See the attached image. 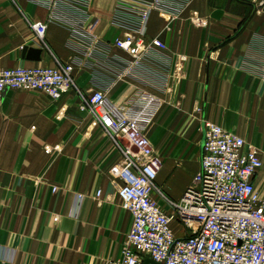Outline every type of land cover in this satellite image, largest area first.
Returning a JSON list of instances; mask_svg holds the SVG:
<instances>
[{"label":"crops","instance_id":"0c3cea01","mask_svg":"<svg viewBox=\"0 0 264 264\" xmlns=\"http://www.w3.org/2000/svg\"><path fill=\"white\" fill-rule=\"evenodd\" d=\"M111 4L90 5V29L103 40L122 33L109 22ZM150 19L147 37L167 45L156 57L172 65L186 56L170 92L141 73L115 78L85 59L74 65V86L56 100L35 90L3 92L0 264H107L121 258L132 216L120 206L117 170L121 148L130 143L92 124L81 96L91 87L119 105L141 90L159 103L145 134L161 159L152 196L166 211L163 196L179 200L200 168L205 120L258 149L262 166L252 181L264 199V79L257 74L264 61V0H190L171 21L158 11ZM31 21L46 22L44 45ZM75 45L69 28L50 20L46 7L0 0V68L73 62ZM25 47L40 49L38 59L26 57ZM111 54L125 57L117 48ZM172 227L176 236L185 234L176 222Z\"/></svg>","mask_w":264,"mask_h":264},{"label":"built area","instance_id":"2783aa9c","mask_svg":"<svg viewBox=\"0 0 264 264\" xmlns=\"http://www.w3.org/2000/svg\"><path fill=\"white\" fill-rule=\"evenodd\" d=\"M31 1L46 7L50 20L69 28L76 59L52 67L0 68V98L6 89H13L41 91L56 100L74 86V65L84 59L115 78L141 73L167 92L182 73L186 56H177L172 65L157 58V54L165 55L167 45L159 37H147V22L152 11L168 21L177 18L190 0H112L109 22L122 32L113 40H103L90 29L92 0ZM29 25L44 45L46 22L31 21ZM113 48L125 57L111 54ZM257 68L264 79V61ZM81 96L93 125L113 140L124 137L130 143L121 148L117 195L120 206L130 212L132 225L121 258L107 264H145V259L157 264H264V199L252 181L262 161L253 144L205 120L200 168L179 200L160 193L166 211L152 196L161 159L145 134L159 103L142 90L121 105L101 88L91 87ZM81 199L79 195L78 201ZM174 222L182 227L183 236H176Z\"/></svg>","mask_w":264,"mask_h":264},{"label":"water","instance_id":"95a60500","mask_svg":"<svg viewBox=\"0 0 264 264\" xmlns=\"http://www.w3.org/2000/svg\"><path fill=\"white\" fill-rule=\"evenodd\" d=\"M244 1H248V0H244ZM39 53H40V49L28 48V47H25V48L23 49V54H24L26 57H31V58L38 59V57H39ZM144 263H145V264H157V263L153 262V261L150 260V259H145V260H144Z\"/></svg>","mask_w":264,"mask_h":264},{"label":"rangeland","instance_id":"374dc122","mask_svg":"<svg viewBox=\"0 0 264 264\" xmlns=\"http://www.w3.org/2000/svg\"><path fill=\"white\" fill-rule=\"evenodd\" d=\"M149 21H151V22H153L151 19H150V16H149V18H148V23H149ZM155 23H153V25H154Z\"/></svg>","mask_w":264,"mask_h":264}]
</instances>
